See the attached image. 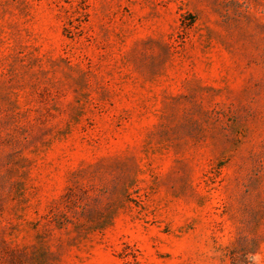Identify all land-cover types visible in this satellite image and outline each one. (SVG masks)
Returning <instances> with one entry per match:
<instances>
[{
  "label": "rangeland",
  "instance_id": "374dc122",
  "mask_svg": "<svg viewBox=\"0 0 264 264\" xmlns=\"http://www.w3.org/2000/svg\"><path fill=\"white\" fill-rule=\"evenodd\" d=\"M0 264H264V0H0Z\"/></svg>",
  "mask_w": 264,
  "mask_h": 264
}]
</instances>
